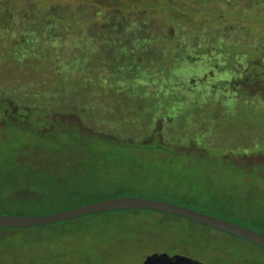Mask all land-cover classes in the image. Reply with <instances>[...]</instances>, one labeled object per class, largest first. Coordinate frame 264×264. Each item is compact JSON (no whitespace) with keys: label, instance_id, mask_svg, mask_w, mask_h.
<instances>
[{"label":"rangeland","instance_id":"obj_1","mask_svg":"<svg viewBox=\"0 0 264 264\" xmlns=\"http://www.w3.org/2000/svg\"><path fill=\"white\" fill-rule=\"evenodd\" d=\"M141 1L121 0L112 3L117 6L107 7L71 1L72 8L86 7L82 21L75 20L71 25L70 30L76 34L48 33L53 49L45 52L62 59L55 58V63L51 56L48 57L51 60L42 56L36 64L32 57L28 60L18 54L25 38L29 41L24 35L26 29H22L27 22L21 20L28 15L20 17L19 13L22 10L29 13L34 3L0 0V107L3 109L0 110V132L5 128L26 127L21 129L24 133L46 135L47 142L52 143L46 146L33 137H17L7 143L0 142V148L17 149L21 163H28L31 168L28 173H36L32 169L37 167L62 174H74L76 169L86 168L90 173L88 186L95 195L144 192L147 188L144 181L135 178L127 181L126 176L112 178L117 173L120 175L121 166L125 171L134 164L137 166L139 154L134 153L129 159L115 152V156L106 159L102 153L105 144L94 145L88 151L75 143L70 134V129L76 127L84 133L103 137L141 138L144 135L130 128H120L124 123L127 126L133 123L137 108L136 111L143 112L141 118L146 117L147 124L151 123L150 129H158L163 139L183 147L209 145V152L233 153L235 161L244 159L247 165L238 163L235 168L218 157L184 158L180 176L174 178L170 172L162 179L155 174L150 179L152 183L163 182L172 187L180 182L183 192L197 193L198 201L209 206L222 203L227 214L221 215L229 219L222 218L233 221L236 215L248 220L257 217L264 229V180L258 185L255 178L247 174L257 169L254 163L249 165L252 161L264 160V151H255L264 149V0H148L149 5L165 3V13L169 16L174 11L179 14L176 43H171L169 37L156 41L155 37L134 35V38L130 34L122 36L129 40L126 48L111 47L108 38L103 41L99 32L105 29V21L110 22L120 15V5L138 11L131 15L137 27L142 23L140 20H162L159 18L164 13L159 5L155 4V9L141 8ZM45 19L42 21L48 25L49 17ZM6 21L11 26L4 25ZM169 31L175 33L174 28ZM81 33L94 34L103 42L91 43L86 35L80 38L79 49H75L78 46L75 38ZM29 45L39 50L45 46L34 38ZM158 47L166 51V64L154 62L159 56ZM173 48L178 49L177 52L172 51ZM142 49L146 51L138 55ZM152 53L155 58L150 56ZM172 53L176 62L169 64ZM78 54L83 56L80 67L87 68L90 63L87 60L93 58L90 64L95 68L81 73L74 62L71 63ZM107 74L112 76L110 80H106ZM234 74L239 78L236 82L240 83L232 84ZM102 85L110 89H99ZM25 106L29 109L30 121L20 120L15 125L10 119L18 120L16 115L24 112ZM43 122L51 123L53 129L44 130ZM146 122L142 125L148 126ZM205 127L209 128L206 135L201 136L199 131L192 133L194 128L204 130ZM194 137L200 145L193 141ZM7 166L2 163V169ZM241 175H247L250 181L242 180L238 177ZM247 195H251L250 201L245 199ZM239 198L240 202L235 201ZM178 202L187 204L184 199ZM188 205L200 210L193 203ZM163 215L166 217L158 225L153 222L157 217L155 213L141 211L107 215L108 221L96 218L89 226L99 225L88 236L61 246L8 244L0 250V264H140L154 251L186 254L206 264H252V260L264 257L263 245L183 216ZM186 243L189 249L181 247ZM260 264H264V258Z\"/></svg>","mask_w":264,"mask_h":264},{"label":"trees","instance_id":"obj_2","mask_svg":"<svg viewBox=\"0 0 264 264\" xmlns=\"http://www.w3.org/2000/svg\"><path fill=\"white\" fill-rule=\"evenodd\" d=\"M11 1L17 2V3L20 2V0H11ZM30 1L34 3L32 5V8L30 9V12L29 13L23 12L22 10L19 13L20 17H22L23 15H28L25 18H21V20H24L27 22L25 25H22V29L24 28L26 29L25 33L27 34H24V35H27L29 37V41L27 38H25L26 39L25 42L21 45V48H22L21 53L20 51L19 52L17 51V52L20 57H23L25 59L30 60V58L32 57L31 60H33V62L37 64L40 62L42 56L44 58L47 57L48 60L52 59L54 62L56 61L55 58L61 57L59 55L56 56V55H52V54L45 52L46 50L49 51L50 48L53 49L51 42L47 38L48 33L54 32L55 34L57 33V34L64 36L67 31V32L76 34L70 30L71 25L75 20L80 21L84 17V9L86 7L85 5L83 6L81 5V8L79 9L76 7L72 8V6L69 5L71 1L78 3V4L79 3L99 4L102 7L104 6L107 7L109 5L117 6V5H113L112 3L120 2L121 0L120 1L119 0H71V1L69 0H30ZM60 1L62 2L59 3ZM155 4L159 5L158 7L164 13L162 18L158 17L159 19H162V20H140V22L142 23L139 24L138 27L135 21L136 19L133 18L132 20V17H131L133 13L135 14L138 11L134 10L135 9L134 7L125 8L124 5H120L122 9L120 10L121 11L120 15H117L120 17L117 18V16H114V18L118 20L112 19L110 22L107 21L108 23L105 21V24H106L105 29L102 32H99V34L102 35L103 41L105 38H108L107 43L111 45V47L114 48V47L119 46L122 48H126L127 44L129 43V40L123 39L122 36L126 35L127 37V35L130 34L132 36L134 35L145 36L146 38H148L149 36L151 38L155 37L156 41L169 37L171 39V43L174 41L176 43L177 41L176 26L180 24L179 23L180 20H177V18H179V14H177L174 11L172 13V16H169L167 13H165V9H164L165 3L162 2L160 4L159 3H155ZM155 4L152 3L151 5H149L148 0H143L141 1V8L151 6L150 7L151 9H155L156 8L154 7ZM121 13H124V14L122 15ZM47 17H49L50 21L47 23L48 25H45L42 20H46L45 18ZM18 19L20 18L17 17V20ZM169 20H174V22L171 23ZM186 21H188L189 23L193 22V20H186ZM3 24L6 26H11V24L7 21L3 22ZM133 25H135L134 29H132ZM9 28L11 27H8V29ZM172 28H174L175 33H173V31H169ZM162 31L163 33H160ZM77 35L78 36H76L75 41L77 42L78 46L75 49H79L80 38L85 37L86 35L88 36L91 43H99L102 41V39L101 40L99 38L97 39L96 38L97 36L91 33L85 34V35H82L81 33ZM33 38L39 42V45H42V44L45 45L42 50H39L40 48H34L33 45H29V42ZM135 43H138V42H135ZM144 44L145 43H143L142 45ZM174 49L175 48H173L172 51H174ZM164 50L165 49L158 47L159 56L157 58L154 57L153 53L150 55L151 57L155 58L154 62H156L155 63L156 65L166 64V58L164 57L166 55V51L164 52ZM177 50L178 49H176L174 52H177ZM145 51L146 50H143V49L140 50L138 55H142L141 53ZM49 56H51V59L48 58ZM84 57L85 59L88 58L87 55ZM82 58L83 56L81 57V55L78 54L76 55V57L71 59L72 61L71 63L74 62L73 64L78 67L81 73H83L86 70L90 72L91 68H95L90 64L93 58H89V60H87V62H90L88 63V66H86L87 68H83V66L80 67L79 65H80V62L82 61ZM36 59H37V62H36ZM168 62L169 64H174L176 62L175 54L172 53V59L171 61H168ZM71 63L70 64L67 63V64L71 65ZM98 70L100 71V73L104 72V70H101V69H98ZM235 75L236 74H234V77ZM116 76L117 75L115 74L114 77ZM111 77H112L111 75L107 74L108 79L106 80H110ZM237 80H239L238 77L233 78L232 84L240 83V81L236 82ZM113 81L117 82L118 80L113 79ZM99 89H110V87H105L102 85ZM243 91H246V89H244ZM9 108L11 112L12 110H11L10 105H9ZM25 108L26 110L24 112L16 115L18 117V120H11L9 118V115H7V117L15 125H18L16 122L17 121L21 122L20 120H22V122H26L27 120L30 121V119L28 118L30 114L29 109L26 106ZM0 110H3V109L0 107ZM136 110L138 109L136 108ZM136 110L134 111V114H133L134 116H132L133 123L127 126V124L123 122L124 124L122 123L123 125H120L121 126L120 128L125 129V130L130 128L132 131L134 130L135 132L140 133L139 135H144L141 138L126 140L123 138L103 137L98 134L84 133L78 130L76 127L75 128L73 127L74 130H72L71 128L70 129L71 133L70 131L68 133L71 134V137L75 141V143L82 146V148L88 151H91V148H93L94 145L98 144L99 146L100 145L104 146L105 144L104 146L105 148L102 151V153L105 155L106 159L115 156L114 155L115 152H118L119 155L125 154L126 157H128L129 159L132 157L134 153L139 154L140 163H138L137 166H135L136 164L132 165L130 168H128L129 171H125L124 168L121 166L120 171H119L120 175H118L117 173L116 176L112 178L114 179L118 176H126L129 178V179L127 178L128 179L127 181H133L134 178L142 182L144 181L143 184H146L147 186L144 192H140V193L117 192L111 195H95V191L93 189H90V187L88 186V183H89L88 178L90 176V173L87 172L86 168L85 169L81 168L79 170L76 169L75 170L76 172L74 174L73 172L69 174H62V173L51 171L49 169L48 170L44 169V167H37L36 169H32V170H36V173H28L27 170H31V168L27 166L28 163H24V164L21 163L19 156H18L17 149H14V148L6 149L2 147L0 148V213L40 214V213H47V212H53V211H57V210L65 209V208H70L73 206H77L80 204H84L87 202H91V201H95V200H99L103 198L113 197L117 195L133 194V195H141V196L164 199V200L179 203V204H182V203L178 201H181L184 199L185 202H187L186 204L187 206H189L188 205L189 203H193L196 206L200 207L201 211L228 218L227 215L225 216L221 215L222 213L227 214L224 208L225 206L222 203L219 202V203H216V205L211 204L209 206V204L206 202L198 201V198L195 197L197 193L190 195L189 192H183L182 190L183 185H181L180 182H177L176 180L175 181L177 182V184L172 185V187H168L167 183L162 182V184L160 185L158 183L154 184L150 181V179L152 175H155V174L158 175V177L165 179L164 174L165 173L170 174V172L174 174V178L176 176H180L182 174L180 172V167L183 168L185 165L184 158L200 157L201 160H208L210 158L215 159L218 157L220 158L221 162H228L235 168H237L238 163H240L241 166L242 165L247 166L245 164L246 161L244 159L235 161L234 160L235 157L233 156V153H221V152L214 153L212 151L209 152L211 150L209 145H203L200 147H196L195 145H190L188 147H183V146L175 144V142L172 140L163 139L161 135L158 134L160 132L158 129L154 131L150 129L151 123L147 124L145 120L146 117H144L145 119L141 118L142 116H144L143 112L136 111ZM136 122L138 123L137 125H136ZM144 122H146V125L148 126L142 125ZM50 124L51 123L43 122L42 128L44 130L53 129ZM175 126L177 127L178 125L175 124ZM22 128L26 129V127H22ZM21 129L18 127L16 129L15 128H10V129L5 128L3 132H0V142L3 144V143L10 142V140H12L13 138H17V137H25V138L33 137L37 139L39 143H42L46 146H49L50 144L52 145V143L47 142L46 135H43V134L33 135L32 133H29V132L24 133ZM28 130L31 132L30 129ZM196 130L197 129L194 128L192 133H197L199 131L202 136V135H206L209 128L205 127L204 130H199V129L197 131ZM195 135H198V134H195ZM193 141H195L198 145L201 144L199 143L198 138L193 139ZM258 150H262L261 152L264 151V149L262 148L255 149V151H258ZM145 156L147 158L149 156V159H147ZM152 159H156L157 162L152 161ZM228 159H231L232 163ZM2 163L8 164L6 169H2ZM252 163L257 165L256 166L257 169L252 170L251 175H250V172H248L247 174L251 176L252 178H255L256 180L254 179V182H256L259 185L264 180V177H263L264 173L261 172L262 170H264V160L252 161L249 165H251ZM144 167L146 169H144ZM251 167L252 166H250L249 170L251 169ZM89 170L91 171V169ZM238 177L244 181L249 180V177L247 175L246 176L241 175ZM112 178L111 180H113ZM101 179L105 180V177H102ZM185 194H189L190 196H187ZM247 196L249 198L247 197L245 199H247V201H250L251 195H247ZM75 197H79V198H75ZM177 198H180V199L176 201ZM240 200L241 199L239 198L235 201L240 202ZM203 205L209 206L210 208L205 209ZM26 209H37L38 211L29 212ZM130 211L132 212L141 211V212H146V213H151V214L155 213L157 217L153 222H155V224L157 225L163 222V220L165 219L166 216L163 215L164 213L172 214L175 216H180V215H176V214L166 212L163 210H157V209H151V208H123V209L87 213V214H83L77 217L67 218L64 220H60V221L52 222L48 224H43V225H35V226H27V227L0 226V250L2 249V247L8 244H16L20 242H24L31 246L40 245V244H46L48 246H56V245L61 246L63 244L71 243V242H74L75 240L85 238L86 236H88V234L92 231V229L95 228L98 224V223L97 224L93 223L89 226V223H91L92 220L96 218H100V217H103L102 220H107L109 219V217H111L112 214H115L117 212H130ZM107 215H109V217L106 219L105 216ZM233 221H236L241 224H245L247 226L254 227L264 232V229L261 228L262 222H260L257 217L254 218V220H250V219L248 220V218L246 217L243 218V217H239L236 215L233 218ZM257 226H259L260 228H258ZM231 235L242 238L234 234H231ZM242 239L245 240V238H242ZM181 247L183 249H189L188 243H186L184 247L181 245ZM233 258H236V257H233ZM263 258L264 257L260 258L258 261L252 260L253 261L252 264L262 263Z\"/></svg>","mask_w":264,"mask_h":264},{"label":"water","instance_id":"obj_3","mask_svg":"<svg viewBox=\"0 0 264 264\" xmlns=\"http://www.w3.org/2000/svg\"><path fill=\"white\" fill-rule=\"evenodd\" d=\"M123 208H151L163 210L204 223L240 236L264 246V232L241 223L228 220L186 205L166 201L159 198L141 195H118L103 198L70 208L40 214H8L0 213V226L27 227L57 222L87 213L115 210ZM140 264H206L192 256L154 251L147 254Z\"/></svg>","mask_w":264,"mask_h":264}]
</instances>
